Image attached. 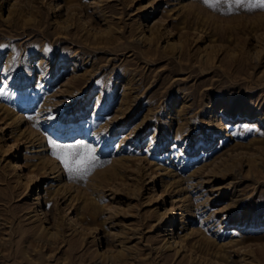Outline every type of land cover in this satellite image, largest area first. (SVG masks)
I'll return each mask as SVG.
<instances>
[{"label": "rangeland", "instance_id": "obj_1", "mask_svg": "<svg viewBox=\"0 0 264 264\" xmlns=\"http://www.w3.org/2000/svg\"><path fill=\"white\" fill-rule=\"evenodd\" d=\"M0 45V264H264V11L0 0Z\"/></svg>", "mask_w": 264, "mask_h": 264}, {"label": "snow or ice", "instance_id": "obj_2", "mask_svg": "<svg viewBox=\"0 0 264 264\" xmlns=\"http://www.w3.org/2000/svg\"><path fill=\"white\" fill-rule=\"evenodd\" d=\"M202 2L213 11L228 15L235 14L240 9L248 12L264 11V0H202ZM0 47L5 46L0 45ZM6 95L4 90L0 89V96ZM48 119H53V117H48ZM48 143L53 157L62 164L70 179H83L98 166L96 149L88 144L59 143L52 138H49Z\"/></svg>", "mask_w": 264, "mask_h": 264}, {"label": "bare ground", "instance_id": "obj_3", "mask_svg": "<svg viewBox=\"0 0 264 264\" xmlns=\"http://www.w3.org/2000/svg\"><path fill=\"white\" fill-rule=\"evenodd\" d=\"M154 38V37H153ZM153 38H151L150 39V41H152V40H154ZM140 84V83H139ZM262 90L264 89V86L261 88ZM212 188V187H211ZM171 207V206H170ZM171 209V208H170ZM167 211H170L169 209L167 210ZM74 220V219H73ZM226 221H227V219H226ZM171 222V221H170ZM77 223V222H76ZM37 229V228H36ZM25 231L24 232H26V234H23L24 235V237L23 238H25L24 240H27V238H29L30 236H32L34 233H35V227H34V225H32V226H29V227H27V228H25L24 229ZM16 232L18 233V230H16ZM15 233V232H14ZM16 233V234H17ZM55 233V232H54ZM19 235H22L21 233H19ZM59 235H62L61 234V230H58L53 236V238H51V240H50V242L51 243H57L58 242V240H59ZM75 236V235H74ZM72 241V240H71ZM75 241V240H74ZM59 243V242H58ZM57 243V244H58ZM67 244H69V242L67 241ZM209 244V243H208ZM47 245H48V243H47ZM56 245V244H55ZM207 245V244H206ZM12 248H14V247H12ZM86 251V250H85ZM9 253V254H8ZM8 253L6 254V255H10V258H13V259H16L17 260V257L20 255V253H21V250H17V249H11V247L9 248V251H8ZM74 253H76V252H74ZM85 254V253H84ZM87 254V253H86ZM102 255H104L105 254V252H103V253H101ZM107 254V255H106ZM105 254V259L106 260H109V258L107 259L106 258V256L108 257V256H110V257H112V255H110L109 253H106ZM109 254V255H108ZM5 255V254H4ZM4 255H1V257L3 258V256ZM80 257V256H79ZM82 257V256H81ZM100 257V256H99ZM98 257V258H99ZM115 257V256H114ZM100 258H102V257H100ZM116 258H118V255H117V257ZM115 258V259H116ZM119 258H120V256H119ZM6 259V258H5ZM81 259H83V258H81ZM105 259H104V262H105ZM7 260V259H6ZM5 261V260H4ZM9 261V260H8ZM112 261V260H111ZM117 262V261H116ZM20 264H22V263H20ZM76 264V263H75ZM103 264V263H102Z\"/></svg>", "mask_w": 264, "mask_h": 264}]
</instances>
